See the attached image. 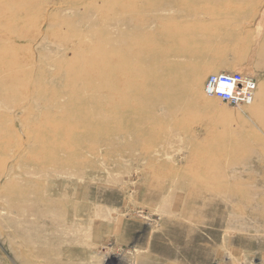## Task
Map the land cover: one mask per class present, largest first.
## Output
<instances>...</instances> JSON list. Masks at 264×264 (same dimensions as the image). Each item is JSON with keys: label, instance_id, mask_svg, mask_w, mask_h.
<instances>
[{"label": "rangeland", "instance_id": "374dc122", "mask_svg": "<svg viewBox=\"0 0 264 264\" xmlns=\"http://www.w3.org/2000/svg\"><path fill=\"white\" fill-rule=\"evenodd\" d=\"M0 264H264V0H0Z\"/></svg>", "mask_w": 264, "mask_h": 264}, {"label": "built area", "instance_id": "2783aa9c", "mask_svg": "<svg viewBox=\"0 0 264 264\" xmlns=\"http://www.w3.org/2000/svg\"><path fill=\"white\" fill-rule=\"evenodd\" d=\"M235 72L211 75L204 83V94L231 107L250 105L254 100L256 85Z\"/></svg>", "mask_w": 264, "mask_h": 264}, {"label": "bare ground", "instance_id": "6f19581e", "mask_svg": "<svg viewBox=\"0 0 264 264\" xmlns=\"http://www.w3.org/2000/svg\"><path fill=\"white\" fill-rule=\"evenodd\" d=\"M218 74H220V73H218ZM213 75H215V74H213ZM239 75H241V76H243V77H248L247 79H251L250 77H249V75H243V74H239ZM211 76V75H210ZM204 92V91H203ZM206 96V95H205ZM207 97V96H206ZM209 98V97H208ZM214 100V99H213ZM220 102V101H219ZM221 103H223V102H221ZM224 105H226V106H230L229 104H227V103H223ZM252 104V103H251ZM246 107V106H248V105H240V106H238V107H236V108H240V107ZM231 107V106H230Z\"/></svg>", "mask_w": 264, "mask_h": 264}]
</instances>
